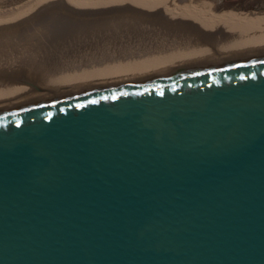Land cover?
Masks as SVG:
<instances>
[{
	"label": "water",
	"instance_id": "95a60500",
	"mask_svg": "<svg viewBox=\"0 0 264 264\" xmlns=\"http://www.w3.org/2000/svg\"><path fill=\"white\" fill-rule=\"evenodd\" d=\"M0 264H264V53L0 110Z\"/></svg>",
	"mask_w": 264,
	"mask_h": 264
},
{
	"label": "bare ground",
	"instance_id": "6f19581e",
	"mask_svg": "<svg viewBox=\"0 0 264 264\" xmlns=\"http://www.w3.org/2000/svg\"><path fill=\"white\" fill-rule=\"evenodd\" d=\"M213 1L148 0L143 3L137 2V6L113 2L112 5L108 6L109 8L116 6L125 7L122 10L124 13L119 20L118 26L120 25L119 28L121 29L118 32L126 36H128L129 33L138 34L139 36L138 41L131 42V47L136 48L135 45L137 46L142 40L146 41L142 42L144 47H153V45H155L154 43L157 42L156 40L159 38L160 41H163V39L167 40V44H165L166 47L160 48V45L155 49L151 47L149 49L145 48L146 50L136 48L141 52V54L134 55L136 58H121L125 53L117 52L120 48H117L115 44L112 43L109 48L112 46L114 47V49L110 50L111 53H114V55L111 56L113 58L108 57L109 59L100 58L88 60L83 58L85 57L84 55H81V57L74 56L75 63L72 65L74 61H71L72 63L69 64L73 67L61 69L59 67L49 78L50 80L46 79L47 81H45L43 78L44 76L41 77L37 75L36 78L34 77V82H31L27 78L23 80L18 79L20 82L0 81V85L3 83L6 85V87H4L7 93V96H4L5 92L0 94V101H2L0 102V110L31 102L30 100L35 101L95 87L136 81V79L140 80L159 76L158 74L163 75L263 53L264 18H259L257 20L246 19L241 22L236 20L233 14L225 15L219 13L218 5ZM159 4H162V6ZM88 5L89 8L90 6L92 8L100 6L95 2H89ZM47 6L49 7L48 13L53 12L62 15L70 21L74 20L76 24L79 22L93 23L95 22L93 19L95 17L93 16L99 15L97 10L90 11L87 6H82L79 9H75L71 6L70 8L57 9L56 1L49 3ZM108 7L96 9L104 10ZM155 13L161 17H153ZM129 14H133L132 16H134L136 20L130 19ZM105 18L107 19V17ZM132 21L135 23H131ZM124 25H132L134 28L128 30L124 28ZM3 36L5 37L1 39L2 42L7 38L6 36H8V34L4 33ZM115 38L117 40H123V46L127 44L126 41L128 38H123L120 35ZM1 41L0 44L2 43ZM126 47L127 46L124 47L122 52L125 50L127 51ZM128 47H130V45ZM128 50H130V48ZM137 50L134 51L136 52ZM150 50L152 52L151 54L148 53ZM134 51H132V53ZM76 52H80L81 54L83 49L80 48L76 50L75 53ZM115 52L118 54H115ZM102 56L104 57V55ZM89 70L93 72H88ZM48 81L51 84L40 86L42 83ZM11 97H13V99Z\"/></svg>",
	"mask_w": 264,
	"mask_h": 264
},
{
	"label": "rangeland",
	"instance_id": "374dc122",
	"mask_svg": "<svg viewBox=\"0 0 264 264\" xmlns=\"http://www.w3.org/2000/svg\"><path fill=\"white\" fill-rule=\"evenodd\" d=\"M55 1L57 9L66 7L70 8V6L75 9H79L82 6H87L90 11L97 10V13L100 15V17L99 15H94L93 17L95 18L93 19L95 22L93 23L79 22L76 24L74 20L70 21L62 15H58L53 12L48 13L49 7L47 5ZM144 1L148 0H0V32L3 31L0 33V41L3 37H5L3 36L4 33L8 34V36H6L7 40L5 39L3 42L1 41L2 43L0 44V81L20 82L21 79L23 80L27 78L31 82H34L37 75L41 77L44 76L43 78L45 81H47L46 79H49L56 72V70L59 69V67L60 69L65 67H73L69 64L74 61V56L81 57V55H84L85 57L83 58L88 60L100 58L109 59L108 57L114 55V53H111L110 51L111 49H114V47L112 46L109 48L112 43H114L117 48H120V50H117V52L125 53L121 58H136V56H134L135 54H141V52H139L137 49L144 50L145 48L149 49L150 47L155 49L160 45V48L166 47L165 44H167V40L163 39V42L160 41L159 38L156 40L157 42L154 43L155 45H153V47H144L142 42L146 41L142 40V42L138 43L137 46L135 45L137 48L136 49L131 47V42L139 40L138 34L129 33L128 36H126L121 32H118L121 29L119 28L120 25L118 26L119 20L124 13L122 10L125 7L116 6L109 8L108 6L112 5L113 2L137 6V2L143 3ZM262 1L263 0H238L234 2H227L225 0H214L213 2H216L218 5L217 7L219 13L231 15L232 13L222 12V10H231L242 13H257L258 11H256L254 8L259 7ZM89 2H95L100 6H95L93 8L90 6L89 8ZM159 5L162 6V4ZM106 7L108 8L104 10H98ZM132 15L133 14H129L130 19H135V17ZM104 16L107 17V19ZM156 16L159 15L155 13L153 17ZM96 17L102 20H99ZM235 18L241 22L246 20V18L237 16H235ZM131 23L135 22L132 21ZM124 28L132 30L134 26L124 25ZM118 35L123 38H128L126 41L127 44L123 46L124 41L120 39L117 40L115 38ZM129 45L130 47H128ZM125 46H127V51L125 50L122 52ZM80 48L83 49V52L81 54L80 52L75 53V51L79 50ZM129 48L130 50H128ZM134 50L137 51L135 52ZM132 51H134V54ZM117 52H115V54H118ZM148 53L151 54V50ZM102 55H104V57ZM74 63L75 61L72 63V65ZM88 72L93 71L89 70ZM49 84L51 83L48 81L42 83L40 86H47ZM4 86L6 87L4 83L0 85V94H3V92L6 91ZM5 95L7 96L6 92L4 96ZM11 98L13 99V97Z\"/></svg>",
	"mask_w": 264,
	"mask_h": 264
},
{
	"label": "flooded vegetation",
	"instance_id": "af4514ba",
	"mask_svg": "<svg viewBox=\"0 0 264 264\" xmlns=\"http://www.w3.org/2000/svg\"><path fill=\"white\" fill-rule=\"evenodd\" d=\"M225 1H227V2H234V1H238V0H225ZM254 9L256 11H258V12L257 13H252V12L242 13V12H234V11H231V10H222V12H229V13L234 14L237 17H242V18H246V19H259V18H264V0L261 2V4L259 5V7H255ZM259 54H261V53H259ZM253 55H255V54H253ZM249 56H251V55H249ZM240 58H242V57H240Z\"/></svg>",
	"mask_w": 264,
	"mask_h": 264
}]
</instances>
